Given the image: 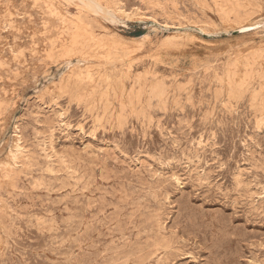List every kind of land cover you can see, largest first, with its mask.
Instances as JSON below:
<instances>
[{
  "label": "rangeland",
  "instance_id": "1",
  "mask_svg": "<svg viewBox=\"0 0 264 264\" xmlns=\"http://www.w3.org/2000/svg\"><path fill=\"white\" fill-rule=\"evenodd\" d=\"M263 141L264 0H0V264H264Z\"/></svg>",
  "mask_w": 264,
  "mask_h": 264
},
{
  "label": "bare ground",
  "instance_id": "2",
  "mask_svg": "<svg viewBox=\"0 0 264 264\" xmlns=\"http://www.w3.org/2000/svg\"><path fill=\"white\" fill-rule=\"evenodd\" d=\"M89 1H90V0H89ZM80 3H82V2H80ZM80 3H79V4H80ZM86 3H87V2H86ZM90 3H91V2H90ZM82 4H83V3H82ZM84 5H85V4H84ZM87 5H88V4H87ZM80 6H81V5H80ZM80 6H79V7H80ZM82 6H83V5H82ZM95 6H97V4H95ZM90 7H91V6H90ZM97 7L100 8V6H97ZM80 8H81V7H80ZM88 8H89V5H88ZM88 8H87V10H88ZM81 9H82V8H81ZM89 9H90V8H89ZM77 10H78V9H77ZM83 10H84V9H83ZM91 10H93V8H91ZM79 12H80V11H79ZM85 12H86V11H85ZM101 12H102V11H101ZM90 13H91V12H90ZM94 13H95V12H94ZM91 14H92V13H91ZM76 15H77V14H76ZM92 15H93V14H92ZM95 15H96V14H95ZM88 16H89V15H88ZM96 17L98 18V16H96ZM96 17H95V19H96ZM75 18H76V17H75ZM93 18H94V17H93ZM91 19H92V18H91ZM93 20H94V19H93ZM74 21H75V20H74ZM94 21H95V20H94ZM96 21H97V19H96ZM78 23H79V22H78ZM78 23H77V24H78ZM79 24H80V23H79ZM79 24H78V25H79ZM82 26H83V25H82ZM100 26H101V25H100ZM83 27L86 28L85 26H83ZM88 28H89V27H88ZM75 29H76V28H75ZM71 30H72V29H71ZM91 30H92V29H91ZM103 30H104V29H103ZM78 31H79V30H78ZM89 31H90V29H89ZM71 32H72V31H71ZM108 32H109V31H108ZM72 33H73V32H72ZM92 33H93V32H92ZM95 33H96V32H95ZM93 35H95V34H93ZM93 35H92V36H93ZM102 35H104V33H103ZM111 35H112V34H111ZM96 36H97V35H96ZM62 37H63V36H62ZM88 37H90V36L88 35ZM104 37H107V35H105ZM110 37L114 38L113 36H110ZM110 37H109V38H110ZM72 38H73V37H72ZM109 38H107V40H108ZM65 39H66V37H65ZM85 39H86V38H85ZM85 39H84V40H85ZM91 39H92V37H91ZM97 39H98V38H97ZM110 39H111V38H110ZM110 39H109V40H110ZM69 40H70V39H69ZM98 40H100V39H98ZM117 40H119V38H118ZM62 41H63V40H62ZM65 41H67V40H65ZM76 41H77V40H76ZM96 41H97V40H96ZM70 42H71V41H70ZM73 42H75V41L73 40ZM108 42H110V41H108ZM128 42H130V41L128 40ZM119 43H120V42H119ZM121 43H122V40H121ZM123 43H124V42H123ZM123 43H122V44H123ZM131 43H132V42H131ZM60 44H61V43H60ZM82 44H83V43L81 42V45H82ZM110 44H111V43H110ZM112 44H113V43H112ZM112 44H111V45H112ZM127 44H129V43H127ZM66 45H67V44H66ZM68 45H69V44H68ZM72 45H73V44H72ZM79 45H80V44H79ZM79 45H77V46H79ZM111 45H110V46H111ZM116 45H117V43H116ZM116 45H115V47H119L120 44H119L118 46H116ZM124 45H125V44H123L122 47H123ZM70 46H71V45H70ZM77 46H76V47H77ZM113 46H114V45H113ZM125 46H126V45H125ZM65 47H66V46H65ZM78 48H79V47H78ZM124 48H125V47H124ZM127 48H128V47H127ZM134 48H135V50H136V47H134ZM134 48H132V49H134ZM55 49H56V48H55ZM61 49H63V48H61ZM61 49H60V50H61ZM75 49H76V48H75ZM119 49H120V47H119ZM125 49H126V48H125ZM130 49H131V48H130ZM132 49H131V50L127 49V50H125V51L128 52V50H129V51L135 52V51H133ZM56 50H57V49H56ZM123 50H124V49H123ZM68 51H70V50H68ZM68 51H66V53H67ZM72 51H74V50H72ZM72 51H71L70 53H72ZM75 51H76V50H75ZM132 52H131V54L133 55ZM64 53H65V52H64ZM70 53L68 52L67 54H70ZM52 54H53V53H52ZM127 55H128V54H127ZM65 56H66V54H65ZM67 56H69V55H67ZM67 56H66V58H67ZM126 57H127V56H126ZM48 58H49V57H48ZM106 58H107V60H108L109 57H106ZM129 58H130V57H129ZM50 59H51V58H50ZM109 59H110V58H109ZM117 59H118V58H117ZM123 60H124V59H123ZM130 60H131V59H130ZM51 61H52V60H51ZM109 61H110V60H109ZM113 61H114V60H113ZM113 61H112V62H113ZM119 61H120V60H119ZM126 61H127V60H126ZM106 62H107V61H106ZM112 62H111V63H112ZM117 62H118V61H117ZM122 62H123V61H122ZM56 63H57V62H56ZM114 63H115V62H114ZM115 64H116V63H115ZM112 65H113V63H112ZM105 66H106V63H105ZM107 66H108V64H107ZM110 66H111V65H109V67H110ZM129 66H130V65H129ZM114 68H115V67H114ZM130 68H131V67H130ZM100 69H101V68H100ZM96 71H97V70H96ZM251 73H252V72H251ZM255 73H256V72H255ZM252 76H253V75H252ZM261 77H262V76H261ZM124 81H125V80H124ZM118 82L120 83V81H118ZM122 82H123V81H122ZM110 83H111V81H110ZM162 83H164V82H162ZM116 84H117V83H116ZM165 84H166V82H165ZM174 84H175V83H174ZM131 85H133V84H131ZM134 85H135V84H134ZM138 85H139V84H138ZM140 86H141V85H140ZM152 87H153V86H152ZM154 87H155V86H154ZM156 87H157V86H156ZM159 87H160V85H159ZM162 87H163V85H162ZM167 87H168V85H167ZM141 88H142V87H141ZM178 88H179V87H178ZM154 89H155V88H154ZM154 89H153V91H155ZM157 90H158V89H157ZM173 90H174V89H173ZM180 90H181V89H180ZM149 91H151V90H149ZM164 91H165V90H164ZM151 92H152V91H151ZM155 92H156V91H155ZM155 92H154V93H155ZM158 92H159V90H158ZM166 92H167V91H166ZM169 92H170V91H169ZM149 93H150V92H149ZM161 93H162V91H161ZM146 94H147V93H146ZM155 94H156V93H155ZM173 94H174V93H173ZM153 95H154V94H153ZM153 95H152V96H153ZM166 95H167V94H166ZM162 96H163V95H162ZM162 96H161V97H162ZM154 97H155V96H154ZM165 97H166V96H165ZM168 98H169V96H168ZM158 99H159V97H158ZM151 101H153V100H151ZM162 104H163V102H162ZM103 106H104V105H103ZM152 106H153V105H152ZM159 106H160V105H159ZM104 107H105V106H104ZM154 107H155V106H154ZM115 110H116V109H115ZM106 111H107V110H106ZM113 111H114V110H113ZM114 112H115V111H114ZM151 112H152V111H151ZM153 113H154V112H153ZM46 115H47V114H46ZM114 115H115V114H114ZM48 117H49V116H48ZM149 117H151V116H149ZM151 118H152V117H151ZM111 120H112V119H111ZM153 120H154V119H153ZM44 122H45V121H44ZM260 128H261V127H260ZM54 129H55V128H54ZM258 130H259V129H258ZM263 142H264V141H263ZM183 150H184V149H183ZM184 151H185V150H184ZM186 151H187V150H186ZM180 152H181V151H180ZM105 153H106V152H105ZM174 153H175V152H174ZM98 154H99V153H98ZM263 154H264V153H263ZM161 155H162V154H161ZM172 155H173V154H172ZM185 155H186V154H185ZM192 155H193V154H192ZM43 157H44V156H43ZM100 157H101V156H100ZM163 157H164V156H163ZM165 157H166V156H165ZM172 157H174V155H173ZM185 157H186V156H185ZM189 157H190V156H189ZM262 158H263V157H262ZM155 159H156V158H155ZM43 161H44V160H43ZM162 161H164V160H162ZM255 161H256V160H255ZM258 161H259V160H258ZM35 162H36V161H35ZM41 162H42V161H41ZM165 162H166V161H165ZM39 163H40V160H39ZM257 163H258V162H257ZM49 164H50V163H49ZM61 164H62V163H61ZM258 164H259V163H258ZM40 165H42V164H40ZM43 165H44V164H43ZM96 165H97V164H96ZM36 166H37V164H36ZM146 166H147V165H146ZM260 166H261V165H260ZM40 167H41V166H40ZM97 167H98V166H97ZM34 168H35V167H34ZM64 168H65V167H64ZM145 168H146V167H145ZM38 169H39V168H38ZM45 169H46V168H45ZM49 170H50V169H49ZM126 170H127V169H126ZM130 170H131V169H130ZM145 170H146V169H145ZM145 170H144V171H145ZM39 171H40V169H39ZM46 171H47V169H46ZM128 171H129V170H128ZM42 172H43V171H42ZM87 172H88V171H87ZM87 172H86V173H87ZM94 172H95V171H94ZM97 172H98V171H97ZM100 172H101V171H100ZM134 172H135V171H134ZM148 172H149V171H148ZM153 172H154V171H153ZM237 172H239V171H237ZM38 174H39V173H38ZM48 174H49V173H48ZM79 174H80V173H79ZM79 174H78V175H79ZM88 174H89V173H88ZM145 174H146V173H145ZM36 175H37V174H36ZM83 175H84V174H83ZM199 175H200V174H199ZM235 175H236V174H235ZM244 175H246V174H244ZM38 176H39V175H38ZM61 176H62V175H61ZM102 176H103V175H102ZM108 176H109V175H108ZM149 176H150V175H149ZM75 177H76V176H75ZM98 177H99V175H98ZM103 177H104V176H103ZM106 177H107V176H106ZM106 177H105V178H106ZM153 177H156V176H153ZM198 177H199V176H198ZM85 178H86V177H85ZM87 178H88V177H87ZM87 178H86V179H87ZM90 178H91V177H90ZM99 178H100V177H99ZM107 178H108V177H107ZM151 178H152V177H151ZM165 178H166V177H165ZM202 178H203V177H202ZM206 178H207V177H206ZM54 179H55V178H54ZM80 179H81V178H80ZM86 179H85V180H86ZM93 179H95V178H93ZM93 179H92V180H93ZM100 179H101V178H100ZM113 179H114V178H113ZM196 179H197V178H196ZM203 179H204V178H203ZM61 180H62V179H61ZM68 180H69V179H68ZM114 180H116V179H114ZM166 180H168V179H166ZM176 180H177V178L175 179V181H176ZM40 181H41V180H40ZM89 181H90V180H89ZM93 181H94V180H93ZM102 181H103V180H102ZM177 181H178V180H177ZM177 181H176V182H177ZM192 181H193V180H192ZM21 182H23V181H21ZM41 182H43V181H41ZM41 182H40V183H41ZM44 182H45V181H44ZM68 182H69V181H68ZM74 182H75V181H74ZM80 182H81V181H80ZM99 182L101 183V181H99ZM113 182H114V181H113ZM152 182H154V181H152ZM156 182H157V181H156ZM24 183H25V182H24ZM24 183H23V184H24ZM40 183H39V184H40ZM76 183H77V182H76ZM83 183H84V182H83ZM92 183H94V182H92ZM201 183H202V182H201ZM45 184H46V183H45ZM49 184H50V183H49ZM86 184H87V183H86ZM114 184H115V182H114ZM114 184H113V185H114ZM156 184H157V183H156ZM158 184H159V183H158ZM175 184H176V183H175ZM177 184H178V183H177ZM52 185H53V184H52ZM66 185H67V184H66ZM80 185H81V184H80ZM102 185H103V184H102ZM110 185H111V184H110ZM124 185H125V184H124ZM40 186H42V185H40ZM40 186H39V187H40ZM48 186H49V185H48ZM69 186H70V185H69ZM77 186H79V185H77ZM88 186H89V185H88ZM115 186H116V185H115ZM26 187H27V186H26ZM42 187H43V186H42ZM42 187H41V188H42ZM89 187H90V186H89ZM110 187H111V186H110ZM119 187H121V186L119 185ZM123 187H124V186H123ZM123 187H122V188H123ZM74 188H75V187H74ZM85 188H86V187H85ZM85 188H84V189H85ZM122 188H121V189H122ZM125 188H126V187H125ZM25 189H26V188H25ZM51 189H52V187H51ZM58 189H59V187H58ZM90 189H91V188H90ZM90 189H89V190H90ZM98 189H99V188H98ZM103 189H104V188H103ZM105 189H106V187H105ZM131 189H132V188H131ZM69 190H70V189H69ZM76 190H77V189H76ZM76 190H75V191H76ZM106 190H107V189H106ZM114 190H115V189H114ZM133 190H134V189H133ZM135 190H136V189H135ZM146 190H147V189H146ZM152 190H153V189H152ZM155 190H156V189H155ZM157 190H158V189H157ZM85 191H86V189H85ZM92 191H93V190H92ZM97 191H98V190H97ZM119 191H120V190H119ZM44 192H46V191H44ZM98 192H99V191H98ZM116 192H117V191H116ZM116 192H115V193H116ZM121 192H123V191H121ZM124 192H125V191H124ZM128 192H129V191H128ZM152 192H153V191H152ZM159 192H160V191H159ZM159 192H158V193H159ZM82 193H83V192H82ZM88 193H89V192H88ZM103 193H104V192H103ZM103 193H102V194H103ZM156 193H157V192H156ZM49 194H50V193H49ZM72 194H74V193H72ZM102 194H101V195H102ZM151 194H153V193H151ZM74 195H75V194H74ZM77 195H80V194H77ZM124 195H125V194H124ZM144 195H145V194H144ZM84 196H85V195H84ZM107 196H108V195H107ZM146 196H147V195H146ZM148 196H149V195H148ZM148 196H147V197H148ZM104 197H105V196H104ZM110 197H111V196H110ZM115 197H117V196H115ZM133 197H134V196H133ZM141 197H142V196H141ZM156 197H157V196H156ZM73 198H74V197H73ZM76 198H77V197H76ZM123 198H124V197H123ZM123 198H122V199H123ZM142 198H143V197H142ZM149 198H150V197H149ZM149 198H148V199H149ZM85 199H86V198H85ZM93 199H94V198H93ZM99 199H100V198H99ZM101 199H102V198H101ZM109 199H110V198H109ZM124 199H125V198H124ZM61 200H62V199H61ZM69 200H70V199H69ZM75 200H76V199H75ZM94 200H95V199H94ZM110 200H111V199H110ZM117 200H119V198H118ZM144 200H145V199H144ZM155 200H156V199H155ZM155 200H154V201H155ZM80 201H81V200H80ZM80 201H78V202H80ZM101 201H102V200H101ZM136 201H137V200H136ZM140 201H141V200H140ZM263 201H264V199H263ZM43 202H44V201H43ZM58 202H59V201H58ZM66 202H67V201H66ZM76 202H77V201H76ZM96 202H97V201H96ZM114 202H115V201H114ZM118 202H119V201H118ZM129 202H131V201H129ZM145 202H146V201H144V204H145ZM159 202H161V201H159ZM64 203H65V202H64ZM64 203H63V204H64ZM71 203H72V202H71ZM71 203H70V204H71ZM81 203L84 204L83 202H81ZM94 203H95V202H94ZM115 203H116V202H115ZM61 204H62V203H61ZM97 204H98V203H97ZM112 204H113V203H112ZM126 204H127V203H126ZM128 204H129V203H128ZM141 204H142V203H141ZM150 204H151V203H150ZM258 204H259V203H258ZM258 204H257V205H258ZM55 205H56V203H55ZM119 205H120V204H119ZM121 205H122V204H121ZM156 205H157V204H156ZM52 206H53V205H52ZM57 206H58V204H57ZM71 206H73V205H71ZM95 206H97V205L95 204ZM112 206H113V205H112ZM126 206H127V205H126ZM135 206H137V205H135ZM157 206H158V205H157ZM41 207H42V206H41ZM54 207H55V206H54ZM66 207H67V206H66ZM148 207H149V206H148ZM150 207H151V206H150ZM259 207H260V206H259ZM259 207H258V208H259ZM44 208H45V207H44ZM69 208H70V207H69ZM108 208H109V206H108ZM131 208H133V207H131ZM144 208H146V207L144 206ZM144 208H142V209H144ZM157 208H158V207H157ZM159 208H161V207H159ZM162 208H163V207H162ZM64 209H65V208H64ZM75 209H76V208H75ZM119 209H120V207H119ZM106 210H107V209H106ZM124 210H125V209H124ZM153 210H154V209H153ZM57 211H58V210H57ZM74 211H75V210H74ZM74 211H72V212H74ZM77 211H78V210H77ZM77 211H75V212L77 213ZM112 211H113V210H112ZM131 211H132V209H131ZM139 211H140V210H139ZM142 211H143V210H142ZM148 211H150V210L148 209ZM158 211H159V210H158ZM162 211H163V210H162ZM52 212H53V211H52ZM64 212H65V211H64ZM70 212H71V211H70ZM87 212H88V211H87ZM127 212H129V211H127ZM133 212H134V211H133ZM159 212H161V211H159ZM159 212H157V213H159ZM177 212H178V211H177ZM90 213H91V212H90ZM101 213H102V212H101ZM147 213H148V212H147ZM152 213H153V212H152ZM179 213H180V212H179ZM51 214H54V213H51ZM85 214H86V213H85ZM145 214H146V213H145ZM67 215H68V214H67ZM74 215H76V214H74ZM91 215H92V214H91ZM93 215H94V214H93ZM160 215H161V214H160ZM160 215H159V216H160ZM175 215H176V214H175ZM49 216H50V215H49ZM62 216H63V215H62ZM69 216H71V215L69 214ZM76 216H77V215H76ZM139 216H140V215H139ZM156 216H157V215H156ZM65 217H66V216H64V219H65ZM87 217H88V216H87ZM124 217H125V216H124ZM217 217H218V216H217ZM48 218H49V217H48ZM48 218H47V219H48ZM75 218H76V217H75ZM75 218H74V219H75ZM78 218H79V216H78ZM94 218H95V217H94ZM96 218H97V217H96ZM102 218H103V217H102ZM115 218H116V217H115ZM139 218H140V217H139ZM147 218H150V217H147ZM159 218H160V217H159ZM44 219H45V218H44ZM51 219H52V218H51ZM67 219H68V218H67ZM71 219H72V218H71ZM85 219H86V218H85ZM90 219H91V218H90ZM118 219H119V218H118ZM124 219H125V218H124ZM155 219H156V218H155ZM213 219H216V217L213 218ZM69 220H70V219H69ZM69 220H68V221H69ZM113 220H114V219H113ZM116 220H117V219H116ZM145 220H146V219H145ZM150 220H151V219H150ZM62 221H64V220H62ZM62 221H61V222H62ZM70 221H71V220H70ZM86 221H87V219H86ZM118 221H119V220H118ZM112 222H113V221H112ZM124 222H125V221H124ZM139 222H140V221H139ZM139 222H138V223H139ZM141 222H142V221H141ZM156 222H157V220H156ZM208 222H209V221H208ZM40 223H41V222H40ZM109 223H110V222H109ZM127 223H128V222H127ZM147 223H148V222H147ZM52 224H53V223H52ZM102 224H103V223H102ZM106 224H107V223H106ZM131 224H132V223H131ZM153 224H154V223H153ZM231 224H232V223H231ZM129 225H130V224H129ZM135 225H136V224H135ZM155 225L157 226V224H155ZM158 225H159V224H158ZM163 225H164V224H163ZM163 225H162V226H163ZM182 225H183V224H182ZM85 226H86V225H85ZM97 226H98V225H97ZM108 226H109V225H107V227H108ZM133 226H134V225H133ZM137 226H138V225H137ZM143 226H144V225H143ZM149 226H150V225H149ZM183 226H184V225H183ZM49 227H50V225H49ZM58 227H59V226H58ZM98 227H99V226H98ZM144 227H145V226H144ZM146 227H147V226H146ZM150 227H151V226H150ZM45 228H46V226H45ZM51 228H52V227H51ZM87 228H88V227H87ZM119 228H120V227H119ZM163 228H164V227H163ZM174 228H175V227H174ZM53 229H54V228H53ZM61 229H62V228H61ZM105 229L107 230V228H105ZM132 229H133V227H132ZM144 229H145V228H144ZM146 229H147V228H146ZM152 229H156V227H155V228H152ZM158 229H159V228H157V231H158ZM161 229H162V228H161ZM161 229H160V230H161ZM164 229H165V228H164ZM217 229H218V227H217ZM80 231H81V230H80ZM114 231H115V229H114ZM116 231H117V230H116ZM120 231H121V230H120ZM140 231H141V230H140ZM145 231H146V230H145ZM171 231H172V230H171ZM213 231H214V230H213ZM228 231H230V230H228ZM231 231H232V230H231ZM50 232H51V231H50ZM58 232H59V231H58ZM98 232H99V231H98ZM150 232H151V230H150ZM152 232H153V231H152ZM161 232H162V231H161ZM172 232H173V231H172ZM172 232H171V233H172ZM208 232H209V230H208ZM129 233H131V232H129ZM168 233H169V232H168ZM133 234H134V233H133ZM136 234H137V233H136ZM141 234H144V233H141ZM149 234H150V233H149ZM151 234H152V233H151ZM154 234H155V233H154ZM210 234H211V233H210ZM213 234H214V233H213ZM73 235H74V234H73ZM145 235H146V234H145ZM145 235H144V236H145ZM159 235H160V234H159ZM159 235H158V236H159ZM170 235H171V234H170ZM76 236H77V235H76ZM107 236H108V235H107ZM118 236H119V235H118ZM128 236H129V235H128ZM130 236H131V234H130ZM130 236H129V237H130ZM134 236H135V235H134ZM150 236H151V235H150ZM168 236H169V235H168ZM173 236H174V235H173ZM206 236H207V235H206ZM211 236H212V235H211ZM119 237H120V236H119ZM129 237H128V238H129ZM141 237H142V236H141ZM156 237H157V236H156ZM159 237H160V236H159ZM161 237H163V236H161ZM166 237H167V236H166ZM166 237H165V238H166ZM208 237H209V236H208ZM114 238H115V236H114ZM117 238H118V237H117ZM137 238H138V237H137ZM137 238H136V239H137ZM145 238H146V237H145ZM152 238H153V237H152ZM96 239H98V238H96ZM123 239H124V238H123ZM136 239H135V240H136ZM154 239H155V237H154ZM160 239H162V238H160ZM166 239H167V238H166ZM168 239H169V238H168ZM177 239H178V238H177ZM206 239H207V238H206ZM208 239H210V238H208ZM213 239H214V237H213ZM75 240H76V238H75ZM124 240H126V239H124ZM124 240H123V241H124ZM141 240H142V239H141ZM144 240H145V239H144ZM155 240H156V239H155ZM162 240H163V239H162ZM164 240H165V239H164ZM164 240H163L162 242H164ZM98 241H99V240H98ZM106 241H107V240H106ZM119 241H120V240H119ZM130 241H131V240H130ZM136 241H137V240H136ZM148 241H149V240H148ZM170 241H171V240H170ZM127 242H128V241H127ZM155 242H156V241H155ZM159 242H160V241H159ZM75 243H76V242H75ZM77 243H78V242H77ZM90 243H91V242H90ZM100 243H101V242H100ZM142 243H143V242H142ZM208 243H209V241H208ZM210 243H211V242H210ZM130 244H132V243H130ZM156 244H157V243H156ZM115 245H116V244H115ZM128 245H129V244H128ZM82 246H83V245H82ZM110 246H111V245H110ZM116 246H117V245H116ZM150 246H151V245H150ZM154 246H155V245H154ZM169 248H170V247H169ZM169 248H168V249H169ZM107 249H108V248H107ZM175 249H176V248H175ZM177 249H178V248H177ZM77 250H78V249H77ZM125 250H127V249H125ZM153 250H154V249H153ZM163 250H164V249H163ZM78 251H79V250H78ZM84 251H85V250H84ZM92 251H93V250H92ZM151 251H152V250H151ZM169 251H171V250H169ZM159 252H160V251H159ZM162 252H163V251H162ZM178 252H179V251H178ZM72 253H73V252H72ZM74 253H75V252H74ZM74 253H73V254H74ZM119 253H120V252H119ZM124 253H125V252H124ZM153 253H154V252H153ZM232 253H234V252H232ZM70 254H71V253H70ZM90 254H91V253H90ZM164 254H166V253H164ZM111 255H112V254H111ZM141 255H142V254H141ZM158 255H159V254H158ZM73 256H74V255H73ZM129 257H130V256H129ZM129 257H128V258H129ZM153 257H154V256H153ZM174 257H175V256H174ZM128 258H127V259H128ZM154 258H155V257H154ZM125 259H126V258H125ZM155 259H156V258H155ZM164 259H165V258H164ZM169 259H170V258H169ZM103 260H104V259H103ZM123 260H124V259H123ZM170 260H172V258H171ZM234 260H235V259H234ZM133 261H134V259H133ZM153 261H154V260H153ZM123 262H124V261H123ZM157 262H158V261H157ZM56 263H57V262H56ZM95 263H96V262H95ZM127 263H128V262H127ZM130 263H131V261H130ZM130 263H129V264H130ZM134 263H135V261H134L132 264H134ZM160 263H161V262H160ZM166 263H167V262H166ZM222 263H223V261H222ZM164 264H165V263H164ZM167 264H168V263H167ZM174 264H175V263H174Z\"/></svg>",
  "mask_w": 264,
  "mask_h": 264
}]
</instances>
